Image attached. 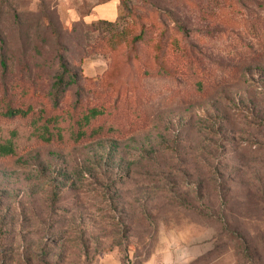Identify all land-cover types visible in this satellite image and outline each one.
<instances>
[{
    "label": "rangeland",
    "instance_id": "374dc122",
    "mask_svg": "<svg viewBox=\"0 0 264 264\" xmlns=\"http://www.w3.org/2000/svg\"><path fill=\"white\" fill-rule=\"evenodd\" d=\"M77 1L0 0L1 106L73 75L60 137L0 156V264H264V0Z\"/></svg>",
    "mask_w": 264,
    "mask_h": 264
},
{
    "label": "trees",
    "instance_id": "16d2710c",
    "mask_svg": "<svg viewBox=\"0 0 264 264\" xmlns=\"http://www.w3.org/2000/svg\"><path fill=\"white\" fill-rule=\"evenodd\" d=\"M97 20L111 22L114 19H95L92 21ZM92 21L87 23H91ZM252 23L248 24V26H253V31L256 33L259 24L257 26V23L254 20H252ZM57 59L60 69L54 79V91L51 97L44 98L43 96L30 94L27 97V103L24 105L6 104L2 107L0 104V113L3 116L19 117L18 119L22 120V123L19 122L15 124L11 130L7 129L12 132L10 135L7 137H0V156L11 155L17 152V150L22 149V147L29 142V140L25 138L18 139L19 136L23 135L24 133H27V135L30 137L28 139H34L38 141H51L58 136L60 137L61 125H58V117L55 115L54 110L57 107V103L59 102L61 95L63 94L64 88L68 85L73 75H71L72 73L67 68L60 53L57 55ZM153 69L154 68L144 67L143 71L151 72ZM1 99L2 98H0V102H2ZM102 112V108L90 105L86 107L85 111L81 114L77 112L70 113V116L68 114V121L65 123H72L74 128L69 130L68 134L66 133L67 138L77 140L86 134L90 135L88 130L90 120L100 115ZM100 127L101 123L96 126V129L99 130ZM7 130H1L3 136L8 133ZM90 130L92 131V128ZM62 132L64 133L65 131H61V134Z\"/></svg>",
    "mask_w": 264,
    "mask_h": 264
},
{
    "label": "crops",
    "instance_id": "0c3cea01",
    "mask_svg": "<svg viewBox=\"0 0 264 264\" xmlns=\"http://www.w3.org/2000/svg\"><path fill=\"white\" fill-rule=\"evenodd\" d=\"M62 9L65 16L70 15L86 23L95 19H115L120 11V3L119 0H78L75 5Z\"/></svg>",
    "mask_w": 264,
    "mask_h": 264
}]
</instances>
